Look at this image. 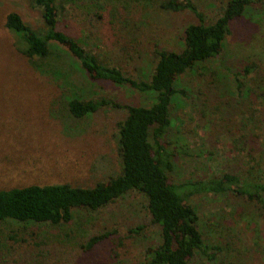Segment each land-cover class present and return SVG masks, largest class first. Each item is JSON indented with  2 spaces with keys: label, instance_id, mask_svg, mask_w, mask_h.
Masks as SVG:
<instances>
[{
  "label": "rangeland",
  "instance_id": "1",
  "mask_svg": "<svg viewBox=\"0 0 264 264\" xmlns=\"http://www.w3.org/2000/svg\"><path fill=\"white\" fill-rule=\"evenodd\" d=\"M159 1L62 0L56 27L104 62L147 79L153 48L181 50L183 28L198 22L188 8L162 9ZM225 1L190 0L205 22L220 15ZM9 11L32 29H43L41 9L31 0H0V188L90 187L117 175V124L124 109L107 105L76 118L66 100L78 93L148 106L154 92L90 79L55 42H50V55L33 60V66L4 27ZM92 13L100 19L89 17ZM226 26L217 55L173 83L186 96L170 97L162 145L172 154L168 176L177 184L248 171L246 176L264 181V97L255 96L253 107L246 92L238 97L231 79V72L248 65L252 71L240 79L244 89L264 76V2L245 5ZM44 70L51 73H40ZM242 103L255 111L240 110ZM186 201L196 211V227L207 246L206 254L195 252L189 264H264V204L234 192L192 193ZM23 228L38 235L35 245L29 237L23 242L5 238V232ZM158 229L149 221L143 196L131 190L94 211L75 209L71 220L59 225L0 221V264H142L144 249L158 241ZM96 234L106 235L86 248Z\"/></svg>",
  "mask_w": 264,
  "mask_h": 264
},
{
  "label": "trees",
  "instance_id": "2",
  "mask_svg": "<svg viewBox=\"0 0 264 264\" xmlns=\"http://www.w3.org/2000/svg\"><path fill=\"white\" fill-rule=\"evenodd\" d=\"M261 1L264 2L226 0L220 15L211 22H205L203 14L196 10L190 0H160L159 6L162 9L176 11L188 8L198 18V22L183 28L181 50L153 48L155 61L147 79L132 78L120 67L99 59L77 40L57 29V8H60L62 0H31L33 5L41 9L42 30H34L26 25L17 13L7 12L4 16V27L13 32L17 38L18 50L33 66V60L39 62L38 60L46 59L50 55V42H55L66 47L69 55L78 62L90 79L107 80L139 92L153 91L154 98L150 105L141 106L114 103L103 97L82 98L78 93H72L65 99L66 108L76 118L107 105L124 109L125 115L117 124L116 135L119 173L90 187L59 183L0 188V221L10 220L25 225H59L69 222L75 209L94 211L134 190L144 198L150 223L159 228L158 241L144 249L142 264H189V258L195 252L206 254L207 246L196 227V211L186 201V197L199 192H234L248 201L262 205L264 181L246 176L250 173L248 171L245 174L223 172L220 176L182 184L172 182L168 176L172 168V154L162 145L169 124L168 105L172 95L186 96L182 89L173 86L176 77L187 70L196 69L199 62L217 55L221 50V40L227 32L228 20L238 16L245 5ZM93 16L100 19L97 13L89 15ZM42 67L45 66L35 64V68ZM251 71V65L244 66L240 71L231 72V79L238 97L242 98V93L246 92L253 106L252 99L255 96L261 99L264 97V85L259 88L264 82V76H258L251 87L244 89L245 84L240 79ZM49 72L44 70L40 73L48 75ZM252 106L242 103L239 107L247 113L255 111ZM183 186L187 190H182ZM26 230L27 228H23L21 232L7 231L5 238L12 242H23L29 237L35 245L34 240L39 238L38 235L31 232V229ZM105 235H92L86 242V248ZM208 258H212V255Z\"/></svg>",
  "mask_w": 264,
  "mask_h": 264
}]
</instances>
